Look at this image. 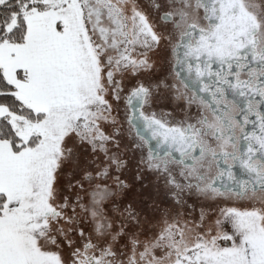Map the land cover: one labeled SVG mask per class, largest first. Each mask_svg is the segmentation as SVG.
<instances>
[{
  "label": "snow or ice",
  "instance_id": "1",
  "mask_svg": "<svg viewBox=\"0 0 264 264\" xmlns=\"http://www.w3.org/2000/svg\"><path fill=\"white\" fill-rule=\"evenodd\" d=\"M0 264H264V0H0Z\"/></svg>",
  "mask_w": 264,
  "mask_h": 264
}]
</instances>
